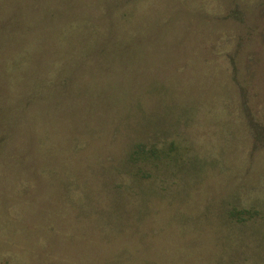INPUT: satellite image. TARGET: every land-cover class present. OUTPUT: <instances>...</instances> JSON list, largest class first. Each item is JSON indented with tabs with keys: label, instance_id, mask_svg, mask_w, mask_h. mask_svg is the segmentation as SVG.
<instances>
[{
	"label": "rangeland",
	"instance_id": "1",
	"mask_svg": "<svg viewBox=\"0 0 264 264\" xmlns=\"http://www.w3.org/2000/svg\"><path fill=\"white\" fill-rule=\"evenodd\" d=\"M0 264H264V0H0Z\"/></svg>",
	"mask_w": 264,
	"mask_h": 264
},
{
	"label": "trees",
	"instance_id": "2",
	"mask_svg": "<svg viewBox=\"0 0 264 264\" xmlns=\"http://www.w3.org/2000/svg\"><path fill=\"white\" fill-rule=\"evenodd\" d=\"M145 153H146V158H150V159H152L153 160V158L155 159V157L156 156H159L158 154H159V152H158V148H157V146L156 145H154L152 148H151V150H150V152H148V150L146 151L145 150ZM139 156V155H138ZM142 157V156H141ZM142 158H144L145 159V157H142ZM176 165H178V164H176ZM238 215H239V213H237ZM253 234H257V232H253Z\"/></svg>",
	"mask_w": 264,
	"mask_h": 264
}]
</instances>
